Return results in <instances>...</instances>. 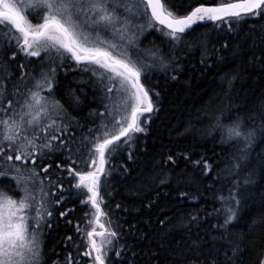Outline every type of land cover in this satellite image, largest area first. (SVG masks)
Segmentation results:
<instances>
[{"label": "snow or ice", "instance_id": "6c2138e0", "mask_svg": "<svg viewBox=\"0 0 264 264\" xmlns=\"http://www.w3.org/2000/svg\"><path fill=\"white\" fill-rule=\"evenodd\" d=\"M21 2L0 0V48L11 51L10 61L21 54L30 64L35 58L40 72L35 74V68L25 71V65L19 64L16 77L0 65V264H49L45 229H51L57 206L70 198L65 195L69 189L81 206L90 209L84 213V227L76 226L84 246L81 253V244L75 245L76 257L87 258L89 264H118L125 246L116 248L119 233L101 207L102 190L110 195L109 178L116 171L106 165L124 148L128 159H133L137 134L146 131L151 114L158 110L154 98L158 102L160 93L148 86L152 70L182 71L175 54L177 45L184 50L201 49L205 65L220 50L231 47L233 55L250 51L249 63L264 69V24L259 29L249 24L250 20L264 21V0L216 6L201 3L185 15L169 10L161 0H28L23 9ZM200 22L212 23L213 30L222 34L219 49L209 48L207 33L185 39ZM147 29H157L168 38V54L158 46H141ZM69 63L88 76L87 83L103 108L89 113L93 127L79 140L73 131L79 121H70L55 98L57 71ZM238 78V73L230 79L226 74L221 79L227 89L214 92L190 113L189 124L207 121L202 134L218 132L217 143L226 149L225 166L217 177L227 173V178H236L230 179L228 195L218 197L221 208L208 214L217 221L212 231L206 238L199 233L196 238L189 235L171 249V264H242L248 245L234 231V222L240 218L242 202L248 200V186L256 183L251 177L264 179V152L257 151L264 147V101L259 111L237 104L232 86ZM75 102H80L78 97ZM167 161L175 163L171 155ZM194 163H203L206 172L212 170L206 160ZM83 168L87 171L78 170ZM241 173L246 174L243 181ZM73 211L66 208L59 216L66 218ZM196 220L190 217V223ZM255 226H264V215L253 219L250 227ZM71 240L67 237L65 246ZM113 251L115 258L109 256ZM76 257L69 252L63 261L58 258L51 264H81ZM259 257L256 264H264V247Z\"/></svg>", "mask_w": 264, "mask_h": 264}, {"label": "trees", "instance_id": "16d2710c", "mask_svg": "<svg viewBox=\"0 0 264 264\" xmlns=\"http://www.w3.org/2000/svg\"><path fill=\"white\" fill-rule=\"evenodd\" d=\"M162 1L169 10L185 15L201 3L220 4L235 0ZM27 3L28 0H22L21 7L24 8ZM249 24H255L259 29L264 21L250 20ZM193 29L185 37L186 40L191 41L207 33L209 48L215 45L219 49L222 40L218 36L222 34L213 30L212 23L197 24ZM244 30L247 31V25ZM140 39L142 47L158 46L165 55L171 48L168 38L157 29H147ZM201 52L198 48L184 50L182 45H177L175 54L179 57L182 71L169 70L166 73L159 69L152 70L148 86L160 93L158 102L154 98L158 110L151 114V119L145 126L146 131L137 134L138 139L133 145V159H128V149L124 148L110 165H106L114 166L116 171L109 178L111 187L107 191L110 195H104L102 190L104 203L101 207L112 221L111 227L119 233L116 248L125 246L121 250L118 264H171V249L178 244L182 245L189 235L196 238L199 233L206 238V233L212 231L211 226L217 221L208 214L213 209L221 208L222 202L218 197L228 195L230 179L236 178H227V173L217 177V173L225 166L226 149L217 143L220 139L218 132H214L212 136L202 134L207 121L189 124L190 113H194L214 92L227 89L226 81L222 82L221 78L227 74L230 79L236 73L239 78L233 81L232 86L236 103L246 105L247 109L255 106L256 111H259V104L264 101V69L249 63L250 51L233 55L231 47L227 51L220 50L211 54L206 65L201 63ZM0 53H6L0 54V65L7 66L9 72L16 77L21 71L17 67L19 64L25 65V71L35 68V74L40 72L39 61L35 58H32L33 63L30 64L22 54L15 61H10L8 57L11 56V51L0 48ZM172 75L178 78L173 80ZM88 79L87 75L75 70L71 63L60 68L56 75L55 98L64 106L70 121H79V125L73 126L77 140L82 135H87L88 129L93 127L89 113L94 110L103 111L92 85L87 83ZM77 97L79 103L75 102ZM81 125L84 127L81 128ZM257 151L264 152V147ZM169 155L173 156L174 164L167 161ZM201 160H206L212 170L206 172L203 163H194ZM257 161L258 157L254 152L253 163ZM78 170L87 171V168ZM245 175L241 173V181ZM251 179L256 180V183L248 186V200L246 203L242 202L240 218L234 222V231L248 245L242 264H256L260 258V249L264 247V226L250 227L254 218L264 215V179H260L258 175ZM64 185L69 189L67 181H64ZM182 192L187 195L181 197ZM65 195L70 198L63 206H57L51 218V229H45V250L48 252L49 264L58 258L63 261L69 252L76 257V244H81V253L84 250L81 238L76 233V226L79 224L84 227V213L90 209L80 205L79 199L74 198L73 190L69 189ZM66 208H75V211L66 218L60 217L59 212ZM190 217H197V220L190 223ZM162 220L167 223L161 225L159 221ZM101 222L105 223L104 220ZM69 236L72 240L65 246V240ZM109 256L115 258V252L109 253ZM76 258L81 264H89L87 258Z\"/></svg>", "mask_w": 264, "mask_h": 264}, {"label": "water", "instance_id": "95a60500", "mask_svg": "<svg viewBox=\"0 0 264 264\" xmlns=\"http://www.w3.org/2000/svg\"><path fill=\"white\" fill-rule=\"evenodd\" d=\"M161 2L163 3V1L161 0ZM232 2H236V0L235 1H232ZM232 2H228V3H232ZM216 5H218V4H205V6H216ZM210 22H200V23H198V24H209ZM196 25H194L193 26V28L195 27Z\"/></svg>", "mask_w": 264, "mask_h": 264}, {"label": "rangeland", "instance_id": "374dc122", "mask_svg": "<svg viewBox=\"0 0 264 264\" xmlns=\"http://www.w3.org/2000/svg\"><path fill=\"white\" fill-rule=\"evenodd\" d=\"M22 9H23V7H22Z\"/></svg>", "mask_w": 264, "mask_h": 264}]
</instances>
